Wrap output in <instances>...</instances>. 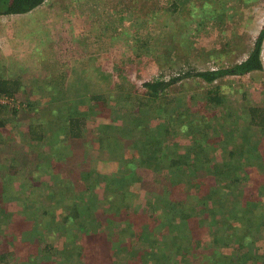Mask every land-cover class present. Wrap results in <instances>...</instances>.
Returning a JSON list of instances; mask_svg holds the SVG:
<instances>
[{
  "label": "rangeland",
  "instance_id": "obj_1",
  "mask_svg": "<svg viewBox=\"0 0 264 264\" xmlns=\"http://www.w3.org/2000/svg\"><path fill=\"white\" fill-rule=\"evenodd\" d=\"M118 7V33L104 29L105 34H112L114 41L109 43L106 41L108 36H103L104 41L96 44L95 56L86 62L85 74L31 75V83H24L30 86L29 89L22 87L15 93L20 101L17 111L12 113L7 108L2 109L0 264H79L84 252L101 254L100 241L94 236L86 231L76 239L60 224L61 213L72 199L77 198L82 183L80 168L125 173L132 165L125 162L130 157L142 180H151L154 184L152 194L146 192L142 183L127 182L129 187L123 189L124 204L132 212V228L141 227L139 231L145 239L149 230L146 224L152 229L151 237L146 240L148 253H142L141 262L176 264L180 257L178 246L186 227L184 220H178L177 211L167 204V199L179 198L187 208L189 199L195 202L196 198L181 189L179 176L173 169L168 176L167 172L158 173L148 159V164L138 161L141 152L134 155L136 151H131L124 143L138 132L142 136L135 127L139 121L144 132L156 133L158 146L155 148L160 149L161 155L171 154L175 147L178 150L196 147L193 137L209 130L212 139L222 138L223 143L208 145L213 160L219 161L224 147L242 146L225 130L229 126H244L248 121L249 104L264 109V37L260 51L261 69L224 74L211 82L195 74L181 75L186 70L224 67L243 59L264 21V0H119ZM174 75L180 77L165 87L158 98L148 97L142 81ZM58 86L64 90L63 98H59L63 99L61 103L65 108L81 112L87 106H94L93 112L86 116L88 123L80 137L70 138L64 132V116L56 113L54 105L60 102L52 97ZM210 90H216L221 98L216 106L207 102L206 94ZM99 93L106 97L108 108L119 111L116 122L122 123L123 129L113 126L97 130L98 124L110 121L107 107L100 109V101L89 102L88 96ZM79 97L83 98V103L78 101ZM24 100L32 106H27ZM47 102L50 108L48 106V111L40 115ZM99 111L102 114L97 113ZM203 113L210 118L203 121ZM163 125L168 127L166 131ZM30 130L32 133L44 132L40 143L29 142ZM246 133L249 138L245 146L248 150L245 165L247 169L254 168L262 178L264 169L259 165L264 158L259 159L253 148L264 151V129L259 132L247 125ZM201 144L205 145L203 141ZM56 150H60L62 159L56 155ZM194 172L204 175L199 168ZM169 179L176 181L170 184ZM247 179L241 184L249 182ZM108 193L118 202L119 192L112 189ZM253 198L250 199L251 209L246 211L245 207L239 209L236 206L226 212L228 203L219 201L220 209L215 217L222 219L220 214L225 212L230 219L227 227L215 221L210 213L207 217L205 213L199 214L193 219L199 223L197 239L201 242L195 249L199 256L182 257L191 259L192 264H217L219 255L225 251L223 264H240L241 261L232 263L227 259L239 254L232 241L225 239V233L226 228L236 232L247 227L259 247L254 264H264V199L257 195ZM151 203L157 206L156 212L150 211ZM94 212L102 217L106 212L105 205L99 202ZM148 214L154 217L151 219ZM125 221L121 217L107 226L108 230L95 228L97 231L93 235L107 236L117 244L124 239L133 241L132 234L128 236L121 231ZM186 221L188 226L192 222ZM232 222L235 225L232 226ZM212 235L220 236L218 245L208 244ZM77 244L82 245L80 257L76 255ZM103 258H98L95 264L125 263L124 253L118 258Z\"/></svg>",
  "mask_w": 264,
  "mask_h": 264
},
{
  "label": "trees",
  "instance_id": "obj_2",
  "mask_svg": "<svg viewBox=\"0 0 264 264\" xmlns=\"http://www.w3.org/2000/svg\"><path fill=\"white\" fill-rule=\"evenodd\" d=\"M178 1L184 2L185 0ZM40 2H42V0H0V13L25 12L36 6ZM263 37L264 21L257 30L252 46L243 59L224 67L195 70L194 72L186 70L181 75L195 74L202 80L211 82L213 79L224 74H243L251 70L261 69L262 62L260 58V51ZM179 77L180 75H174L169 76L167 79L154 78L144 80L142 81V85L148 97L151 99H156L159 97L165 87L176 81ZM44 82H46L47 85V81ZM22 87L28 90L30 86L25 84H21L18 86L16 80L13 79H0V91L6 94L15 95L16 91L22 89ZM50 95L51 94L49 93V99H51ZM63 95V88H61L60 86L56 87V93L55 95H52V97L56 98V101H59L60 103L52 104L55 105L56 113H62L64 116V132L66 136L70 138L80 137L84 134L85 126L88 123L86 116L89 112H93L92 110L94 109V106H87L86 110L82 109L81 112L77 111L76 109L65 108L64 104L61 103L63 99L59 98H63ZM88 98L90 104L92 102L99 103L100 101V109H104V106L107 108L109 107L104 94H92L88 96ZM206 99L207 102L213 106H216L221 102V98L216 90H210L209 92H207ZM78 101L83 103V98L79 97ZM25 102L27 106H32L29 102ZM48 104L49 102L44 103L45 107H42L43 110H41L40 115H44L45 110L48 111L47 107L49 106L48 108H50L51 106ZM4 108L5 107L0 105V126L4 124V120L1 116L2 109ZM17 109L18 107H12L8 110L12 113H15ZM108 109L110 121L98 124L97 130L100 128H108L113 126L119 130L123 129V124H117L116 122V118L120 116V114H118L119 111L113 108ZM100 111L97 113L102 114V112ZM247 111L248 121H246L243 127L229 126L228 129L225 130V133H232V135L235 136L234 140L238 139L239 144H242V146L236 148L232 144L228 148L227 146L224 147L222 158L219 161L213 160V154L210 153L209 146H217V144L222 142V138L212 139L209 136V130H206V132H200L199 136L193 137V139L196 140V147L188 146L183 147L181 150H178V148L175 147L173 148L171 154L169 153L167 155L166 153H163L161 155L160 149L155 148L156 146H158L156 133H154V135H149L150 132H148V130L147 132H144L143 124L139 121L135 125V127L140 130L142 136H139L138 132V134L134 135L127 141V144L124 143V145H127V147H129L131 151H136L134 152V155L138 156L139 152H141V156H138V161L140 163H143L144 161L145 164H148L146 160L148 159L149 161H151L153 169L155 171H158V173L162 174L167 172L168 176L170 175L169 171L173 169L179 176L178 181L182 184L181 189L187 192L186 195L195 196L196 198L195 202L191 201L192 199L190 198L188 207L184 208V203L181 199H177L175 197L173 199H169L167 197V204H169L170 207H173L174 210L177 211L178 220H184V225L186 227L185 234L181 235L182 237L178 246L180 257L177 259L176 264H192L191 259H193V257L199 256V252H196L195 250L196 248L200 247L201 242L197 239L199 223L193 220L196 219L199 214L205 213L207 217V213H210L214 218L217 211L220 209L219 201L220 203H228L226 205L227 208L225 209V211L227 212L231 209H234L236 206H238L239 209L240 206L245 207V211L251 209L250 199L255 195L260 196L262 199H264V175L262 176V178H259V174L257 175L258 172L254 168L252 169L251 167L250 169H247L245 165V162L247 160H245V158H247L248 156V150L245 148V146H247L246 140L249 138L248 134L246 133V126L248 125L249 127H253L256 131L263 132L264 109L262 108V106L249 104L247 106ZM201 116L204 118L203 121H206L210 118L205 113H203ZM167 128L168 127H165L163 125L164 131H166ZM29 135L30 143H40L44 138V132L42 130H39L36 133H32V131L30 130ZM201 141H203L205 145L201 144ZM258 149L259 148H253V152L256 153L259 159L262 158L261 160H263L264 151L260 152ZM56 155L61 156L60 159H62L60 150H56ZM131 159L133 158L130 157L127 160L125 159L126 163H132V165L128 167L125 173H108L100 170H92L89 168H80L79 170V178L82 182L81 188L77 192V198L72 199L70 203L66 205V208H64V212L61 213V218L59 221L60 224L69 229L72 236L76 239H78V237L86 231L88 234L94 236L97 240L100 241L99 250L100 252H102L99 255H91L90 253L84 252L82 255V245L77 244L76 255L78 257L82 255L83 259L79 264H95L98 258H118L122 253L125 254L124 264H145V261L141 262L143 258H140V256L143 252L146 253L149 248L146 240L151 237L152 229L146 224L149 230L146 233L145 239V237H142V234L139 231V228L141 227L134 226L132 228V223L130 222L132 221V212H129L124 204L123 189L129 187L127 182H133L135 184L142 183L141 185H143L145 189H147L146 192L152 194L154 184L151 180H148V182L142 180L140 175L136 173V170L134 168L135 164H133ZM263 162L262 164L260 163L259 166L264 169ZM191 167H193L192 172ZM194 168H199L200 170H202L204 175H196L194 172ZM57 178H60V176H57ZM246 179L249 182H246L244 185H242L241 183L244 182L242 180L246 181ZM175 181L176 180L174 179H169L170 184H174ZM98 187H100L99 191H97ZM112 189L116 192H119L118 202H115L113 198L109 196L111 194H107V191H111ZM51 196L54 195L51 194ZM99 202L100 204L105 205L106 212L103 213L102 217L99 215H95L94 212ZM156 209L157 206L151 203L150 211L156 212ZM220 216L224 218L220 219L216 216L217 218L215 217V221H217L218 223H224L227 227V225L230 224V219L226 217L225 212L221 213ZM121 217L126 219L124 225L120 227L121 231L122 233L125 232L128 236L129 234H132V236L134 237L133 241L132 239H124L121 243L117 244L116 242L114 243L109 238H107V236L105 237L103 235L101 237H97L93 235L94 232L97 231L94 230L95 228H105L106 230H108L106 227L116 220H119ZM148 217L152 219L154 215L148 214ZM188 219L192 221L189 226L186 221ZM101 220H104V222H102ZM146 223L149 222L146 221ZM233 225H235V223H233L232 226ZM241 229L243 231L239 230L234 232V229L230 230V228H226L225 239L232 241L239 254L238 257L230 255L229 257H227V259H229V261H231L232 263L241 261L240 264H254L258 258L256 251L257 249H259V247L254 242L249 228L242 227ZM219 240L220 236L212 235L208 240V244L212 243L213 245H218ZM226 254L227 253L225 251L221 252V255H219V261L217 260L219 263L217 264H223L222 257ZM185 255H189L191 259L185 260L183 258ZM207 258L208 257L205 256V259Z\"/></svg>",
  "mask_w": 264,
  "mask_h": 264
},
{
  "label": "crops",
  "instance_id": "obj_3",
  "mask_svg": "<svg viewBox=\"0 0 264 264\" xmlns=\"http://www.w3.org/2000/svg\"><path fill=\"white\" fill-rule=\"evenodd\" d=\"M103 1L42 0L25 12L0 13V79L19 86L31 75L85 74L104 29L116 34L120 25L119 0Z\"/></svg>",
  "mask_w": 264,
  "mask_h": 264
},
{
  "label": "built area",
  "instance_id": "obj_4",
  "mask_svg": "<svg viewBox=\"0 0 264 264\" xmlns=\"http://www.w3.org/2000/svg\"><path fill=\"white\" fill-rule=\"evenodd\" d=\"M19 102L20 101L16 95L6 94L0 91V105L1 106L7 109H11L12 107H19L20 105Z\"/></svg>",
  "mask_w": 264,
  "mask_h": 264
}]
</instances>
